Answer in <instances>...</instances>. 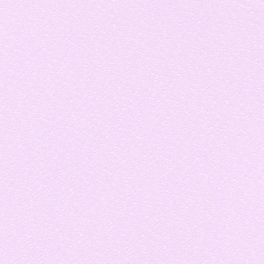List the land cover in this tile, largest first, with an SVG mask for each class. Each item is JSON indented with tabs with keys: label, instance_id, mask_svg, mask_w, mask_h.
Segmentation results:
<instances>
[{
	"label": "snow or ice",
	"instance_id": "obj_1",
	"mask_svg": "<svg viewBox=\"0 0 264 264\" xmlns=\"http://www.w3.org/2000/svg\"><path fill=\"white\" fill-rule=\"evenodd\" d=\"M0 264H264V0H0Z\"/></svg>",
	"mask_w": 264,
	"mask_h": 264
}]
</instances>
